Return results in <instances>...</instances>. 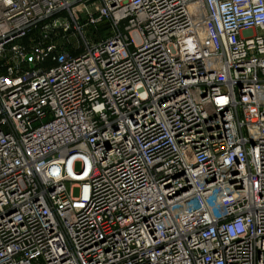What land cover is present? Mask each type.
<instances>
[{"label":"built area","instance_id":"2783aa9c","mask_svg":"<svg viewBox=\"0 0 264 264\" xmlns=\"http://www.w3.org/2000/svg\"><path fill=\"white\" fill-rule=\"evenodd\" d=\"M0 264H264V0H0Z\"/></svg>","mask_w":264,"mask_h":264},{"label":"rangeland","instance_id":"374dc122","mask_svg":"<svg viewBox=\"0 0 264 264\" xmlns=\"http://www.w3.org/2000/svg\"><path fill=\"white\" fill-rule=\"evenodd\" d=\"M82 31H83L84 37L87 38V39H89V40H91V41L96 40L99 37V33H102V32L109 33L108 30H105L104 31V26L99 27L98 28V32H95V33H93L95 31V28L82 29ZM69 35L70 36L68 37V40L71 43L70 49L72 47H78L79 45H81L80 44L79 35H78V33H76V31H72ZM35 36H41V34L40 33H37V34L33 35L32 37H35ZM61 37L62 36H60V34H57L56 36H52L51 38H53V39L55 38L58 41V42L56 41L58 43V45H60V43L63 41L61 39ZM73 195L75 197H77L78 196V190H74Z\"/></svg>","mask_w":264,"mask_h":264}]
</instances>
